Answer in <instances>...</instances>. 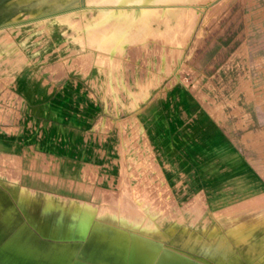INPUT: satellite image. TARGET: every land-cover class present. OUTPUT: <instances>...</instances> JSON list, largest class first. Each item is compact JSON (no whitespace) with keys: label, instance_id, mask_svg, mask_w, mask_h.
<instances>
[{"label":"rangeland","instance_id":"374dc122","mask_svg":"<svg viewBox=\"0 0 264 264\" xmlns=\"http://www.w3.org/2000/svg\"><path fill=\"white\" fill-rule=\"evenodd\" d=\"M9 1L0 0V124L16 117L11 104L18 84L45 81L56 93L70 83L78 89L80 110L95 107L78 118L91 116L96 135L90 140L102 152L98 164L80 161L68 178L57 175L55 159H19L29 196L23 209L33 230L53 241L54 233L64 232L69 210L93 229L94 256L79 258L94 264H128L133 234L149 240L153 258L142 264H160L163 251L180 258L177 264H264V217L249 201L264 196V91L257 88L262 37H247L255 54L247 62L257 69L253 84L241 73L247 62L231 58L237 41L231 36L256 31L252 15L264 0L207 3L182 51L150 35L118 54L127 86L159 79L136 109L114 102L106 70L66 35L71 28L53 18L47 31L37 22L60 11L31 18L24 6L5 12ZM120 96L128 101L124 91ZM79 136L86 141L87 135ZM48 195L68 210L45 209Z\"/></svg>","mask_w":264,"mask_h":264},{"label":"crops","instance_id":"0c3cea01","mask_svg":"<svg viewBox=\"0 0 264 264\" xmlns=\"http://www.w3.org/2000/svg\"><path fill=\"white\" fill-rule=\"evenodd\" d=\"M259 9L258 15H252L258 17L254 22L256 31L231 36L237 37L231 49V58L247 62L255 55L247 37H262L264 44V5ZM260 56L263 60L259 71L262 78L257 81V88L264 91V49ZM247 67L241 73L248 76L253 84L256 80L251 73L257 69H252L249 62ZM16 88L14 95L17 102L11 104L16 110V117L13 121L0 124V264H94L88 260L91 255L94 256L96 248L93 229L85 224L80 225V213L70 212L67 206L60 207L57 200L48 195L44 208L67 209L70 217L63 228L64 232L54 233L53 241L42 238L33 230L32 219L26 216L23 209L29 196L20 181L25 171L22 163L29 157L39 160V163L55 159L54 162L50 161L62 178L72 176L68 171L78 170L80 161L98 164V155L102 152L99 151L101 147L90 140L95 139L96 135L93 130L90 131L93 119L91 116L78 118L79 114H88L87 111L95 107L90 104L80 110L78 89L70 83L56 93L50 83L32 79H28L23 86L18 84ZM261 97L264 101V93ZM255 104L260 105L258 101ZM28 107L30 116L23 124L24 112ZM21 126L24 131H21ZM80 132L87 135L86 141H82ZM78 201L86 202L83 199ZM249 201H252L256 212H260L257 216L264 217V196ZM110 244L103 249H108ZM80 253L88 258H79Z\"/></svg>","mask_w":264,"mask_h":264},{"label":"bare ground","instance_id":"6f19581e","mask_svg":"<svg viewBox=\"0 0 264 264\" xmlns=\"http://www.w3.org/2000/svg\"><path fill=\"white\" fill-rule=\"evenodd\" d=\"M211 1L12 0L9 1L10 3L5 4L4 9L5 12L6 10L14 11L24 6L27 10L33 12L30 15L31 18L60 11L52 17L49 16L50 18H39L40 20L37 22L41 23L40 21H43L42 23L47 31H51L49 22L51 23L53 18L63 28H71L72 32L66 31V35L72 37V41L78 43L80 49L89 50L92 53L93 62L99 70H106L107 90L111 93L114 102L116 104L121 103L128 109H136L141 106L142 102L149 99L151 89L157 85L159 79L158 77H152L145 83L137 80L136 88L127 86L121 74L122 66L118 61L120 59L118 54H123L130 44L146 40L150 35L161 36L165 41L177 46L179 51H182V49H185L183 48L184 42L188 40L204 5ZM81 4L84 5L80 6ZM5 12H3L4 16L6 15ZM7 36H9V33ZM10 50L7 49L6 52L9 53ZM22 61H25V58ZM94 68L96 67L94 66ZM121 91L125 92L127 102H124V99L122 100ZM130 209L135 210L136 208L132 206ZM131 238V252L128 250L130 256L127 258L129 260L127 261L128 264H138L139 262L142 264V261L146 263L153 258L152 254H148L149 252L146 249L149 244L148 239L138 234H133ZM158 257L162 261L160 264H177L176 261L180 260V258L176 260L178 257L167 251L161 252Z\"/></svg>","mask_w":264,"mask_h":264}]
</instances>
